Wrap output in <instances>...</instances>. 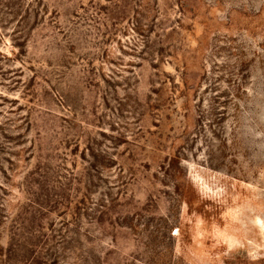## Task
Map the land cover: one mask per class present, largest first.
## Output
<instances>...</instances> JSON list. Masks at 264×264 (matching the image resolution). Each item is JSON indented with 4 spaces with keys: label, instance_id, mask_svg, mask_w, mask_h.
Listing matches in <instances>:
<instances>
[{
    "label": "rangeland",
    "instance_id": "obj_1",
    "mask_svg": "<svg viewBox=\"0 0 264 264\" xmlns=\"http://www.w3.org/2000/svg\"><path fill=\"white\" fill-rule=\"evenodd\" d=\"M0 264H264V0H0Z\"/></svg>",
    "mask_w": 264,
    "mask_h": 264
}]
</instances>
